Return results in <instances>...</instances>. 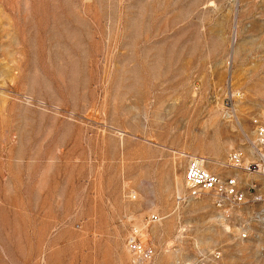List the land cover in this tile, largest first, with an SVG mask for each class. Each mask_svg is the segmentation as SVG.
I'll use <instances>...</instances> for the list:
<instances>
[{"label": "rangeland", "instance_id": "374dc122", "mask_svg": "<svg viewBox=\"0 0 264 264\" xmlns=\"http://www.w3.org/2000/svg\"><path fill=\"white\" fill-rule=\"evenodd\" d=\"M262 117L264 0H0V264H132L133 229L151 264H264L260 205L175 202L183 154L263 194L219 169Z\"/></svg>", "mask_w": 264, "mask_h": 264}, {"label": "built area", "instance_id": "2783aa9c", "mask_svg": "<svg viewBox=\"0 0 264 264\" xmlns=\"http://www.w3.org/2000/svg\"><path fill=\"white\" fill-rule=\"evenodd\" d=\"M229 102V101H227ZM255 132L253 145V160L245 163L241 152H230L219 166L220 170L241 171L247 175H256L264 182V117L252 122ZM186 160L184 173L185 193L175 198L177 205H183L189 200L207 196L216 210L224 219H230L232 210H240L250 204H258L260 213L255 215V220L264 226V193L248 199L239 178L236 175H224L214 172L210 163L201 156L183 154ZM255 185H250L248 190H254ZM134 199V196H132ZM158 216L152 215L145 220L149 226L159 222ZM142 232L138 229L131 230L125 238V249L131 258L132 264H151L154 259V251L142 242ZM241 240L247 239V232L241 231ZM215 255V254H214ZM219 254H216V258Z\"/></svg>", "mask_w": 264, "mask_h": 264}, {"label": "bare ground", "instance_id": "6f19581e", "mask_svg": "<svg viewBox=\"0 0 264 264\" xmlns=\"http://www.w3.org/2000/svg\"><path fill=\"white\" fill-rule=\"evenodd\" d=\"M254 143H255V141H254ZM254 143H253V144H254ZM253 153H254V152H253V147H252L251 157L253 156ZM252 159H253V157H252ZM209 169H210V168H209Z\"/></svg>", "mask_w": 264, "mask_h": 264}]
</instances>
